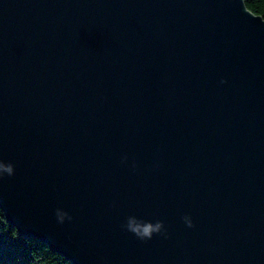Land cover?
<instances>
[{"label":"water","instance_id":"water-1","mask_svg":"<svg viewBox=\"0 0 264 264\" xmlns=\"http://www.w3.org/2000/svg\"><path fill=\"white\" fill-rule=\"evenodd\" d=\"M0 209L73 264H264V19L0 0Z\"/></svg>","mask_w":264,"mask_h":264},{"label":"trees","instance_id":"trees-1","mask_svg":"<svg viewBox=\"0 0 264 264\" xmlns=\"http://www.w3.org/2000/svg\"><path fill=\"white\" fill-rule=\"evenodd\" d=\"M253 14L264 19V0H244ZM0 264H73L36 238L19 235L0 209Z\"/></svg>","mask_w":264,"mask_h":264}]
</instances>
